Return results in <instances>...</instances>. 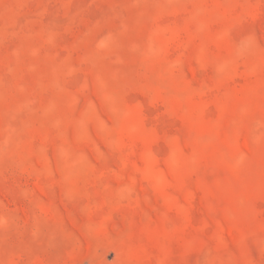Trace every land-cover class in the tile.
Instances as JSON below:
<instances>
[{
  "label": "rangeland",
  "instance_id": "1",
  "mask_svg": "<svg viewBox=\"0 0 264 264\" xmlns=\"http://www.w3.org/2000/svg\"><path fill=\"white\" fill-rule=\"evenodd\" d=\"M0 264H264V0H0Z\"/></svg>",
  "mask_w": 264,
  "mask_h": 264
}]
</instances>
